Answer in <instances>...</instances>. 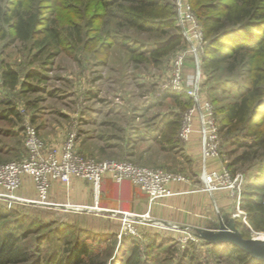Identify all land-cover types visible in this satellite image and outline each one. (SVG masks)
<instances>
[{"label":"rangeland","instance_id":"rangeland-1","mask_svg":"<svg viewBox=\"0 0 264 264\" xmlns=\"http://www.w3.org/2000/svg\"><path fill=\"white\" fill-rule=\"evenodd\" d=\"M218 1L197 0L199 4ZM198 5L193 4L196 17L199 16ZM0 6L5 12L18 7L20 13H35L42 23L32 41L9 43V38H2L0 34V71L3 66L12 67L17 71L19 81L33 87L26 88L27 92H18L17 89L10 91L0 86V110L12 107L18 113V117L13 115L7 120H0V166L25 155L22 131L28 124L35 128L38 136L47 144L39 130L42 124L50 122L57 128V132L49 128L55 139L62 137L64 141L69 134H74L76 144L92 140L89 143L93 145L84 146L91 150L89 153L79 151L78 154L82 156L97 161H131L144 167L192 175L193 179L196 177V168L193 164L191 166V161L184 154L162 152L159 144L150 140L146 134L155 128L160 117L181 112L183 101H187L182 98L179 101L166 99L160 104L156 102L159 94L168 89L165 84L171 63L175 55L183 51V42L157 66L137 63L120 46L118 35H128L145 44L160 41L164 36L160 32L139 34L128 28L110 13V9L103 7L99 0H0ZM176 26L180 34L177 23ZM48 28L55 29L57 37H54V31L48 33ZM77 29L80 30L81 41L74 46L76 39L72 40L75 43L69 44L65 38L69 34L76 38ZM167 31L175 32L174 29ZM102 46L108 47V50L100 49ZM98 51L100 55L96 56ZM229 63V66L235 67L233 71L228 72L223 65L219 71H207L205 74L204 96L216 110L220 105L236 99L239 85L248 84L246 67L241 60ZM184 67V70L186 67L192 69L188 57ZM35 72L43 74V78H32ZM86 124L90 128L84 130ZM44 128L48 130V127ZM88 129L91 132H84ZM241 151L223 139V164L228 166ZM229 169L234 175L240 174L244 183L246 174L243 173V167L237 165ZM12 208L34 218L32 222L23 221L21 231L39 226V222L51 217L48 207L17 203ZM231 208V215L225 216L219 226L214 225L206 231L192 228V231L183 233L137 226L138 235L121 234L119 237L121 221L114 224L117 235L98 240L86 235L78 226L75 229H63L60 234L53 232L56 226L45 227L39 230L38 235H47L41 246L43 253H50L56 243H63L65 238L79 236L86 240L93 256L107 258L105 256L113 250L112 257L106 259L107 263L118 255L120 241L128 244L124 257L129 253V244L135 241L143 252L145 264H234L230 260L219 263L209 251L213 244L220 241L237 245L231 239L220 238L225 235L222 228H226L228 233H235L234 237L244 242L262 241L264 234L254 232L247 220L244 223L242 216L233 217L236 210L233 205ZM53 219L57 225L63 222L60 214L53 216ZM187 235L190 240L183 239ZM151 239L154 242L149 245Z\"/></svg>","mask_w":264,"mask_h":264},{"label":"trees","instance_id":"trees-1","mask_svg":"<svg viewBox=\"0 0 264 264\" xmlns=\"http://www.w3.org/2000/svg\"><path fill=\"white\" fill-rule=\"evenodd\" d=\"M99 1L103 7L110 9L111 14L139 34L160 32L164 36L160 41L145 44L128 35H118L120 46L131 54L133 61L157 66L181 45L182 37L176 26L174 0ZM188 2L192 10L193 4H199L197 0ZM197 11L206 42L202 57L204 86L207 71L215 73L223 65L228 72L233 71L235 67L229 66V62L237 59L246 67L248 84L239 85L236 99L220 105L215 109V115L222 141L224 139L230 146L242 150L225 166L228 169L237 165L243 167L247 180L244 178L241 208L251 229L264 234V0H219L215 3H201ZM39 20L35 13H20L18 7L11 12H5L0 6V34L2 38L8 37L9 43L35 40L42 24ZM168 29H174L175 32L168 33ZM52 31L54 37H57L55 29L47 30L48 33ZM76 34V38L69 34L65 40L73 44L76 39L74 46L77 45L81 41L79 29ZM100 49L107 51L108 47L102 46ZM99 55L98 51L96 56ZM42 76L43 74L35 72L31 77L40 79ZM0 86L10 91L17 89L18 92H27L26 88H33L27 82L19 81L17 71L9 66H3L0 71ZM159 95L157 104L166 99L179 101L183 98L187 101H183L181 112L161 117L148 136L159 144L162 152L181 153L182 143L178 138L180 121L191 101L183 91L166 89ZM6 108L0 110V120H7L13 115L18 117L14 108ZM230 172L232 173L231 170ZM25 220L32 222L34 218L15 208L7 209L0 201V264H145L143 252L135 241L129 244L126 257L124 252L128 251V244L120 241L118 255L110 263L106 259L112 257L113 250L108 252L105 256L107 258L93 256L86 240L79 236L65 238L63 243H56L50 253H43L41 246L47 235H38L41 228L56 226L53 232L60 234L63 229H75L76 226L64 221L57 225L54 219H49L39 222V226L27 227L21 231ZM82 231L96 240L112 236ZM153 242L151 239L149 245ZM209 251L219 263L230 260L234 264H264L233 243L220 241L213 244Z\"/></svg>","mask_w":264,"mask_h":264},{"label":"built area","instance_id":"built-area-1","mask_svg":"<svg viewBox=\"0 0 264 264\" xmlns=\"http://www.w3.org/2000/svg\"><path fill=\"white\" fill-rule=\"evenodd\" d=\"M175 7L184 49L173 58L165 86L172 91H183L191 101L182 115L178 138L182 144H186L190 141L192 133L197 132L199 136L201 167L198 178L201 186L194 191L211 196L216 208L215 196L218 193H225L236 210L233 217L242 216L246 223V214L241 208L242 176L231 173L225 164H221V168L217 170L208 169L209 161L221 160L222 138L214 106L204 96L203 91L202 57L206 43L203 29L188 0H176ZM186 57L191 59L193 68L188 80L184 74ZM22 132L25 155L19 160L0 166V201L7 209H12L17 203L50 207L49 191L52 183L68 184L71 177L84 179L91 184L93 196L91 210L96 212L103 211L99 207L103 175H110L116 183L130 181L147 195L150 202L175 195L169 188L170 184L189 182L188 177L180 173L144 167L127 161H97L82 156L76 151L74 134H69L59 146H49L31 125H26ZM26 177L33 182L37 195L35 200L22 199L16 195ZM121 219L119 237L121 234L138 235L137 226L178 230L183 233L189 231L154 221L148 214L121 213ZM183 239L190 240V236L187 235Z\"/></svg>","mask_w":264,"mask_h":264},{"label":"crops","instance_id":"crops-1","mask_svg":"<svg viewBox=\"0 0 264 264\" xmlns=\"http://www.w3.org/2000/svg\"><path fill=\"white\" fill-rule=\"evenodd\" d=\"M193 68L184 70V74L189 79ZM161 118V117H160ZM40 133L50 146L61 145L62 137L55 136L49 131V128H57L54 123H44L41 125ZM44 127H48V130ZM90 125H84L83 129ZM196 127V124H195ZM84 132H91L90 129ZM146 132L147 137L151 133ZM151 135V134H150ZM93 139V138H91ZM83 141V139H80ZM94 140V139H93ZM92 140L80 141L76 144V151L89 153L91 150L84 147ZM93 145V144H92ZM84 148H83V147ZM182 154L191 161V166L196 168V177L188 176V183H172L170 190L175 195L157 199L150 202L147 195L130 181L116 183L110 175H103L101 178V196L99 207L102 212L92 211L93 196L91 184L81 178L71 177L68 184L53 182L49 191V201L51 206L48 210L51 212L50 219L55 215H62L63 221L69 225H75L82 230L90 231L99 235H117L115 223H120L121 213H131L135 215L148 216L154 221L174 225L180 230H209L214 225L219 226L222 219L232 213V201L225 193H218L215 198L218 207L213 206V199L204 192L194 191L201 186L199 181L200 172V146L197 132L192 133L190 141L182 144ZM180 153V154H181ZM82 155V154H81ZM85 156V155H83ZM87 157V156H86ZM223 164L220 161L212 160L208 162L209 170H217ZM16 195L22 199L35 200L37 195L33 182L29 178H24L21 188ZM234 207V205H233ZM219 208V210H218ZM231 213V214H230ZM228 219V218H227Z\"/></svg>","mask_w":264,"mask_h":264},{"label":"water","instance_id":"water-1","mask_svg":"<svg viewBox=\"0 0 264 264\" xmlns=\"http://www.w3.org/2000/svg\"><path fill=\"white\" fill-rule=\"evenodd\" d=\"M223 237H220L222 240L225 238L233 240L237 246L242 248L244 251L249 253L253 258L264 262V242L262 241H253V242H244L239 238L234 237L233 232H226V228H222ZM225 237V238H224Z\"/></svg>","mask_w":264,"mask_h":264},{"label":"bare ground","instance_id":"bare-ground-1","mask_svg":"<svg viewBox=\"0 0 264 264\" xmlns=\"http://www.w3.org/2000/svg\"><path fill=\"white\" fill-rule=\"evenodd\" d=\"M262 242H264V238L262 239Z\"/></svg>","mask_w":264,"mask_h":264}]
</instances>
